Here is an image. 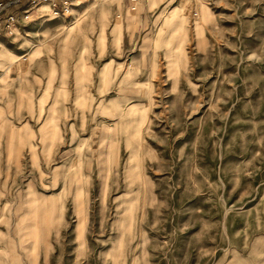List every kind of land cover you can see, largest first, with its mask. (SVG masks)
Returning a JSON list of instances; mask_svg holds the SVG:
<instances>
[{
	"label": "rangeland",
	"instance_id": "1",
	"mask_svg": "<svg viewBox=\"0 0 264 264\" xmlns=\"http://www.w3.org/2000/svg\"><path fill=\"white\" fill-rule=\"evenodd\" d=\"M66 5L0 39L2 196L50 264H264V0Z\"/></svg>",
	"mask_w": 264,
	"mask_h": 264
},
{
	"label": "crops",
	"instance_id": "2",
	"mask_svg": "<svg viewBox=\"0 0 264 264\" xmlns=\"http://www.w3.org/2000/svg\"><path fill=\"white\" fill-rule=\"evenodd\" d=\"M10 2H12V5L8 8L10 12H22L24 9H26L29 0H10ZM39 8L33 9L34 15L40 14L41 16V9ZM12 37V35L10 37L0 36V39L2 42H7L8 40L12 41ZM13 127L14 125L12 128ZM22 128L25 131L27 129H31L35 134H37L36 127L33 126L32 123H29L27 126L23 125ZM38 129H40V127H38ZM25 134L26 132H24V135ZM7 141V145L11 147L13 145H21L23 142L25 144V136H23L22 139L20 137L16 139L13 136L8 138ZM0 145H3L2 139H0ZM18 189L20 188L12 186L9 191L7 187H2L0 185V264H50L52 257V254H50L51 250L42 249V242H51V238L48 239L47 235L46 237H43L41 233V228L43 225L42 218L37 217L33 218L32 220L14 216V210L17 209L15 208L17 202L8 200L7 198L5 199L2 196L3 194L7 193L11 194V190H13V193L16 194L19 192ZM56 198L57 197H49L50 200ZM42 206L44 205L41 203L39 208L40 210L43 209ZM53 220L55 221L56 219L53 218ZM28 227L30 229H35V233L32 234L29 232H24L25 228Z\"/></svg>",
	"mask_w": 264,
	"mask_h": 264
},
{
	"label": "built area",
	"instance_id": "3",
	"mask_svg": "<svg viewBox=\"0 0 264 264\" xmlns=\"http://www.w3.org/2000/svg\"><path fill=\"white\" fill-rule=\"evenodd\" d=\"M132 3H135V5L131 6L132 10H135L137 8L136 4L140 0H131ZM48 2L52 5L53 11L52 13L57 15L60 13V6L63 7V14L65 5L68 3V0H29L28 5L26 9L22 11L21 14H18L20 12L15 11H9L8 8L12 5V2L8 1L6 3L0 2V23H3V27L6 29L7 34L12 35L14 34V29L20 24V19L29 20L31 17L34 16L33 9L39 8L41 3ZM40 15V14H39ZM1 47V43H0Z\"/></svg>",
	"mask_w": 264,
	"mask_h": 264
},
{
	"label": "bare ground",
	"instance_id": "4",
	"mask_svg": "<svg viewBox=\"0 0 264 264\" xmlns=\"http://www.w3.org/2000/svg\"><path fill=\"white\" fill-rule=\"evenodd\" d=\"M50 4V3H49ZM51 5V4H50ZM68 5H65V9H64V11H66V7H67Z\"/></svg>",
	"mask_w": 264,
	"mask_h": 264
}]
</instances>
